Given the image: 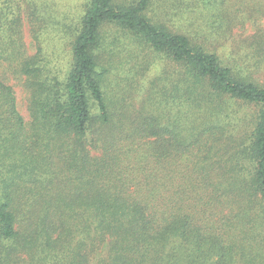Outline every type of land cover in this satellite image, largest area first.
<instances>
[{"label":"trees","instance_id":"obj_1","mask_svg":"<svg viewBox=\"0 0 264 264\" xmlns=\"http://www.w3.org/2000/svg\"><path fill=\"white\" fill-rule=\"evenodd\" d=\"M245 1L201 4L218 8L207 25L227 18L219 38L253 20L256 65L263 6ZM151 2L86 0L65 71L17 53V28L0 17V264H264V83L154 24ZM106 24L170 59L176 83L159 92L187 103L181 116L114 108L99 65ZM11 78L27 93L28 121Z\"/></svg>","mask_w":264,"mask_h":264},{"label":"rangeland","instance_id":"obj_2","mask_svg":"<svg viewBox=\"0 0 264 264\" xmlns=\"http://www.w3.org/2000/svg\"><path fill=\"white\" fill-rule=\"evenodd\" d=\"M113 1L124 4L136 0ZM245 2L251 6L257 0ZM85 3L86 0H0V17L5 18L8 27L15 24L17 28L12 36L18 46L17 53L30 56L39 52L44 63L58 71H65L71 63L74 38L72 26L82 14ZM228 4L225 6L228 7ZM215 5L207 8L205 3L201 4V0H152L146 15L154 24L171 32L187 35L197 43H206L223 60L232 63L233 60L236 61L234 70H239L241 77L262 85L264 60L256 65L253 62L254 55L261 50L258 47H248L252 34L256 31L253 20L246 16L247 22L238 21L229 38H219L220 35H229L228 31L215 28L227 18L221 16L215 20L218 21L215 27L206 22L210 13L213 12L216 17L218 8ZM261 5L264 12V0H261ZM259 24L264 28V14ZM11 35L10 32H5L2 41L9 42ZM102 38L99 65L105 72L103 89L117 111L138 109L140 106L151 109L156 106L157 113L162 112L164 115L166 109H171L169 117L173 120L185 112L186 102L179 104L170 97L166 100L160 96V90L169 91L171 82L174 87L178 75L176 67L164 53L154 51L139 36L115 24L102 27ZM15 64L10 68H14ZM9 83L15 92L17 108L28 121L26 91L17 79L11 78ZM155 97V100L149 101V98ZM178 110L181 113L177 115ZM255 115V109H247L250 124L244 128L246 131L253 126Z\"/></svg>","mask_w":264,"mask_h":264}]
</instances>
